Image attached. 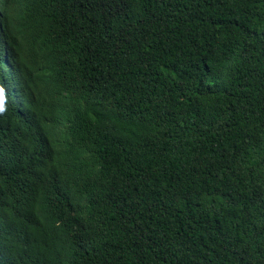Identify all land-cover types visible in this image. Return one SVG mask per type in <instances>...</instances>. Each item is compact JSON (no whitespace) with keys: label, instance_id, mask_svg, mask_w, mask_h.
<instances>
[{"label":"trees","instance_id":"1","mask_svg":"<svg viewBox=\"0 0 264 264\" xmlns=\"http://www.w3.org/2000/svg\"><path fill=\"white\" fill-rule=\"evenodd\" d=\"M0 37L43 104L4 93L0 264H264V0H0Z\"/></svg>","mask_w":264,"mask_h":264},{"label":"clouds","instance_id":"2","mask_svg":"<svg viewBox=\"0 0 264 264\" xmlns=\"http://www.w3.org/2000/svg\"><path fill=\"white\" fill-rule=\"evenodd\" d=\"M0 44H3V39L0 37ZM20 73H15L10 76H6L4 82L0 83V89L4 90V93L8 96L9 100L15 105L19 110L24 111L30 106L40 110V107L43 105L32 106L31 100H28L30 84V75L25 74L24 72L19 71ZM42 78H38V81H33V85H37V82H40ZM45 82H47L45 80ZM16 93V94H15ZM18 95V99L16 98ZM5 109L0 110V114H3ZM25 114V113H24ZM26 115V114H25Z\"/></svg>","mask_w":264,"mask_h":264},{"label":"snow or ice","instance_id":"3","mask_svg":"<svg viewBox=\"0 0 264 264\" xmlns=\"http://www.w3.org/2000/svg\"><path fill=\"white\" fill-rule=\"evenodd\" d=\"M5 107V94L4 90L0 89V110H3Z\"/></svg>","mask_w":264,"mask_h":264},{"label":"bare ground","instance_id":"4","mask_svg":"<svg viewBox=\"0 0 264 264\" xmlns=\"http://www.w3.org/2000/svg\"><path fill=\"white\" fill-rule=\"evenodd\" d=\"M16 94V93H15ZM16 98L18 99L19 97H18V95H16Z\"/></svg>","mask_w":264,"mask_h":264}]
</instances>
